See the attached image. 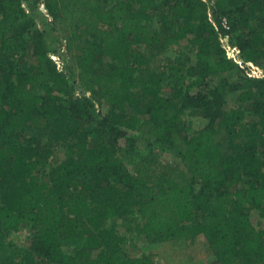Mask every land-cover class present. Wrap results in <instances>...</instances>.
Instances as JSON below:
<instances>
[{"label":"trees","instance_id":"obj_1","mask_svg":"<svg viewBox=\"0 0 264 264\" xmlns=\"http://www.w3.org/2000/svg\"><path fill=\"white\" fill-rule=\"evenodd\" d=\"M40 2L0 0V264H161L111 218L264 264V0ZM183 41L188 65L165 55Z\"/></svg>","mask_w":264,"mask_h":264},{"label":"rangeland","instance_id":"obj_2","mask_svg":"<svg viewBox=\"0 0 264 264\" xmlns=\"http://www.w3.org/2000/svg\"><path fill=\"white\" fill-rule=\"evenodd\" d=\"M32 7L34 9L39 8L38 11L45 15L46 10L44 5L37 0H32ZM34 15V14H32ZM39 19V16L36 18ZM231 39V35L228 36V41ZM224 43L226 39L222 40ZM52 57L57 58L58 66H61L60 59L51 54ZM165 55L172 57L175 61L183 62L184 64H191L195 60V51L191 48V45L187 41H183L178 46H172L167 50ZM157 59H154L152 65H157ZM167 76L172 80L171 74L168 71ZM169 86V85H167ZM170 90L169 88L167 89ZM167 91V92H168ZM87 95L92 96L90 93ZM97 103L98 94L92 96ZM178 99V98H177ZM98 105V104H97ZM107 107L102 109V112H106ZM209 120L200 116H193L187 121V128L190 134L195 133L199 128L208 125ZM143 151L146 150L145 144L139 143ZM53 160L58 161L64 157V148L60 147L55 150ZM52 163L48 164V168H51ZM250 218L253 225L257 229L264 230V217L260 214L259 210H250ZM108 228H113L117 234L124 238L123 248L130 257H138L143 253L152 254V258L161 264H214L215 255L210 249L208 243L202 236L195 238H183L180 240H172L161 243H155L149 241L145 235L137 233L134 225L121 218H111L107 223ZM36 231L34 228L26 225L21 226L16 231L7 233V239L17 243L26 251H30L31 246L35 240ZM27 251V252H28Z\"/></svg>","mask_w":264,"mask_h":264},{"label":"built area","instance_id":"obj_3","mask_svg":"<svg viewBox=\"0 0 264 264\" xmlns=\"http://www.w3.org/2000/svg\"><path fill=\"white\" fill-rule=\"evenodd\" d=\"M209 16L212 17V15H211L210 12H209ZM214 25H215V27L218 29V27L216 26L215 23H214ZM222 27L225 28L226 30H228V29L230 28V25H229V23H228V21H227L226 19H223V20H222ZM220 38H221V40H223V37H222V36H220ZM222 42H223V41H222ZM223 43H224V42H223ZM53 58H54V60L58 63L57 58H55V57H53ZM58 64H60V63H58Z\"/></svg>","mask_w":264,"mask_h":264}]
</instances>
